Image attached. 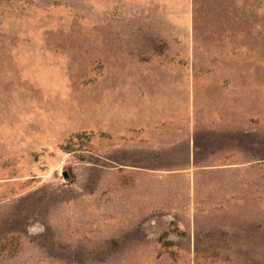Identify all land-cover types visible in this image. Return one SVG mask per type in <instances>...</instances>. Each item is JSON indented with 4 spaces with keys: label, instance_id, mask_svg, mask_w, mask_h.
Instances as JSON below:
<instances>
[{
    "label": "rangeland",
    "instance_id": "obj_1",
    "mask_svg": "<svg viewBox=\"0 0 264 264\" xmlns=\"http://www.w3.org/2000/svg\"><path fill=\"white\" fill-rule=\"evenodd\" d=\"M0 264H264V0H0Z\"/></svg>",
    "mask_w": 264,
    "mask_h": 264
}]
</instances>
